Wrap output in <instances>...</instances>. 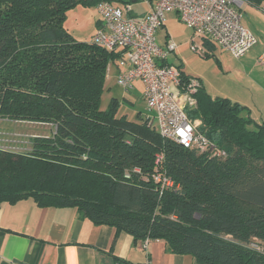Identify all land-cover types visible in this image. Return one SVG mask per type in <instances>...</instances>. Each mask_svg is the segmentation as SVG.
<instances>
[{"label": "trees", "instance_id": "trees-1", "mask_svg": "<svg viewBox=\"0 0 264 264\" xmlns=\"http://www.w3.org/2000/svg\"><path fill=\"white\" fill-rule=\"evenodd\" d=\"M101 1L0 0V118L56 125L51 137L33 138L29 153L0 151V208L28 198L76 207L94 224L163 240L200 264H264L247 246L264 243V122L199 88L190 117L226 152L218 159L163 139L139 112L135 121L118 116L116 98L101 109L108 64L121 54L76 41L64 26L67 11ZM204 45L213 56V42ZM159 152L177 190L160 194L134 172L123 179L133 168L149 175Z\"/></svg>", "mask_w": 264, "mask_h": 264}, {"label": "built area", "instance_id": "built-area-1", "mask_svg": "<svg viewBox=\"0 0 264 264\" xmlns=\"http://www.w3.org/2000/svg\"><path fill=\"white\" fill-rule=\"evenodd\" d=\"M245 1L156 0L150 12L141 17L130 15L132 6L128 2L115 4L102 0L97 5L100 27L90 42L107 51L120 52L116 61V83L126 90H132L133 82L139 81L143 86V100L150 113L147 124L153 125L163 139L209 158L224 159L226 152L200 131L199 119L189 117L188 111L197 106L195 94L201 85L196 79H183L180 68L166 63L177 44L169 39L159 45L156 32L164 24L166 14L174 12L192 31V42L196 37L200 41L209 40L232 57L240 58L256 43L251 31L241 22L240 9ZM260 10L264 12V4ZM190 48L199 54L205 53L198 44L192 43ZM257 60L264 63V52ZM163 162V153H156L153 171L143 177L144 180H151L160 194L164 190L175 191L178 188ZM131 172L141 174L139 168H133ZM131 172L126 170L123 179L130 180Z\"/></svg>", "mask_w": 264, "mask_h": 264}, {"label": "crops", "instance_id": "crops-1", "mask_svg": "<svg viewBox=\"0 0 264 264\" xmlns=\"http://www.w3.org/2000/svg\"><path fill=\"white\" fill-rule=\"evenodd\" d=\"M107 1L115 4L123 3L113 0ZM155 1L128 0L124 2H130L133 15L141 17L150 12ZM246 1L255 11H259V6L252 5L248 0ZM95 8L96 20L94 34L100 27L97 6ZM169 13L166 14V20L158 30L165 27ZM253 15L255 17L257 16L256 14ZM175 17L177 20V15ZM257 21H260V18ZM245 27L251 31L249 27ZM157 32L156 42L159 45H163L171 39L177 44V48L179 47V43L174 40L168 31L164 32L162 41H158ZM200 42L205 50V53L202 55L207 57L206 54L209 51L204 45V40ZM213 44L215 48L212 52L216 49V44ZM262 51L260 50L258 53H255V60ZM173 54L176 53L174 52ZM211 57L218 60L216 63L221 65V62L214 54ZM168 58L167 62L169 64L176 66L181 64L171 63L168 61ZM113 64L118 72L116 62ZM252 67L256 66L249 64V58L241 64L242 69ZM255 69L258 70V76L261 77L260 74L264 73V67ZM182 71L188 78L198 80L201 87L210 96L228 98L233 102L239 103L249 109L250 116L255 123L260 124L264 122V106L260 105L259 107L251 108L240 97H234V101L229 95L213 96L202 77L188 75L184 72L183 65ZM257 80L255 78L250 84H247L243 80L238 85L247 90L254 99L264 97V82L257 83L255 91L253 90V86ZM257 102L259 103V101ZM193 110L188 111L189 117L190 112ZM115 258L120 261H115ZM147 262L151 264H200L190 254H176L171 252L163 240L147 238L144 240H136L126 232L116 234L113 227L109 225L94 224L81 212L77 211L76 207H39L31 198H28L12 204H4L0 208V264H146Z\"/></svg>", "mask_w": 264, "mask_h": 264}, {"label": "rangeland", "instance_id": "rangeland-1", "mask_svg": "<svg viewBox=\"0 0 264 264\" xmlns=\"http://www.w3.org/2000/svg\"><path fill=\"white\" fill-rule=\"evenodd\" d=\"M240 12L242 24L251 29L256 43L249 50L250 52L248 51L249 53H246L247 55L245 54V56L243 55L240 58L232 57L226 50L216 44V49L212 53L219 59L221 65L216 63L214 57H204L202 54L191 51L190 45L192 43L198 44V47L201 48L200 38L196 37L194 42H192V31L179 19L176 20V15L174 16V13H169L167 15L168 19L165 27L158 30L157 37L158 41H162L164 32L166 31L173 36L174 40L179 43V47L175 51L176 54L172 53V56L171 54L168 56V61L174 64L181 63L184 72L188 75L202 77L213 96L229 95L234 101V97H240L246 101L249 107L256 108L260 105L264 106V97H257V99H254V97H252L247 90L240 87L238 83L244 80V82L250 84L257 78L258 80L253 86V90L255 91L257 83L264 82V73L260 74L261 77H259L258 70L255 69L264 67V64L259 63L258 60L254 58L255 53H258L260 50H263L261 53L264 52V12L259 9L258 13L247 1L242 5ZM253 14L257 16L255 17ZM130 15L133 16V12H131ZM66 16L64 26L69 34L76 41H90L95 31V6L83 7L78 5L67 11ZM253 18L257 20L260 18V21L254 20ZM247 58H249V64L256 67L242 69L241 64ZM166 63L169 64L167 61ZM117 74L118 72L114 64L109 63L106 70V79L101 95L100 108L106 109L110 99L116 98L119 103L117 111L118 116L126 115L129 120L135 121L137 120L136 114L139 112L140 119L146 121V119H149L148 116L150 113L142 97V84L139 81H134L133 89L126 90L116 83ZM257 101H259V103ZM55 131L56 125L53 123H38L27 120L10 121L5 118H0V151L21 154L29 153L33 148V138L51 137ZM145 176L146 174L144 173L140 174L142 179ZM247 246L264 254V243L256 238L251 239Z\"/></svg>", "mask_w": 264, "mask_h": 264}]
</instances>
